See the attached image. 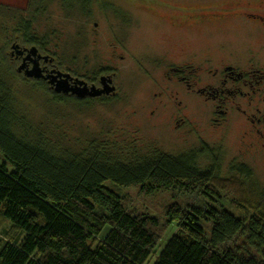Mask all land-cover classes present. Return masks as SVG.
Wrapping results in <instances>:
<instances>
[{"label": "trees", "instance_id": "1", "mask_svg": "<svg viewBox=\"0 0 264 264\" xmlns=\"http://www.w3.org/2000/svg\"><path fill=\"white\" fill-rule=\"evenodd\" d=\"M37 1L47 0H31L26 8L31 17L19 19L14 40L41 45L42 39L29 36L37 33V13L46 12L45 5L30 11ZM88 1L63 0V9L83 10ZM1 56L0 264H264V193L251 179L240 174L222 178L216 169L199 168L194 153L179 156L152 145L143 149L102 133L70 139L53 134L49 106L96 100L59 95L43 80L24 75L19 84H30L48 102L40 113L51 123L35 122L22 111L19 93L7 77L17 74ZM114 186H139L147 193L206 189L209 197L217 189V196L218 191L231 194L233 205L244 213L238 216L206 201L171 205L165 214L177 231L152 257L162 235L155 231L157 218L131 212Z\"/></svg>", "mask_w": 264, "mask_h": 264}, {"label": "rangeland", "instance_id": "2", "mask_svg": "<svg viewBox=\"0 0 264 264\" xmlns=\"http://www.w3.org/2000/svg\"><path fill=\"white\" fill-rule=\"evenodd\" d=\"M118 1L122 0H89L83 10L77 6L64 10L63 0H47L44 3L37 1L31 4L32 13L41 5H45L46 12L37 13V33L29 36L42 39L41 48L56 57L54 63L57 67L62 71L76 73L83 79L98 77L97 84L100 83L99 74L115 72L119 88L118 94L107 99H95L96 101L87 104L57 105L60 110L57 118V107L49 106L51 115L55 117L51 133L57 131L65 139L74 135L85 138L89 132L102 133L109 134L120 142L124 140V144L137 142L143 149L152 145L179 156L194 153V162L199 168H211L213 173L216 169V175L222 178L231 177L232 174L243 175V178L251 179L257 184L260 194L264 193L263 151L254 154L243 150L240 145L241 124L232 122L225 127L215 125L209 118L210 115L206 114V109L201 106V100L188 101L183 111L178 100L174 101L169 97V85L163 79L162 72L148 69V64L143 63L145 57L146 63H153V55H157L154 51L159 50L156 47L157 33L147 28L149 26H137L141 20L146 25H152L151 14L142 10L136 13V9L135 13H127L117 4ZM30 3L31 0H0V6L7 7L3 10L0 8V56L8 58L11 69L17 74L14 75L15 78L7 77L19 93L22 111H28L35 122L51 123L50 117L40 113L42 109L44 112L47 110L45 102H48H44L40 91L31 89L30 84H19L25 78L22 72H16L22 63L17 61L18 64H13L10 59V52L14 50L11 42L16 36L14 29L20 18L24 21V18L31 17L30 13H26ZM140 4L142 2L136 3V6ZM133 5L135 6L134 3ZM115 7L119 9L121 18L115 16ZM95 22L98 24L94 25ZM190 35H186L192 39L189 44H194L189 46V52L197 51L201 54V51L206 53L211 48L218 53L230 48H236L240 52L244 47L226 33L222 34L228 39V43H224L225 47H220L221 41L212 46L201 45L204 48L200 50L199 33L197 36ZM158 54L160 55L159 51ZM106 84L112 85L110 82ZM181 117L185 122L180 124L177 120ZM49 123L46 124L50 125ZM239 168H246L248 172ZM113 188L131 212L157 218L159 225L155 227V231L162 235L152 257L161 252L172 233L177 231L176 223L169 225L165 214V209L171 205L194 206L206 201L213 202L220 208H229L238 216L244 213L233 205L231 194L224 197V193L220 195L218 191L217 196V189L209 197L203 193L206 189L188 191L159 188L147 193L139 186ZM4 226L10 229L7 223Z\"/></svg>", "mask_w": 264, "mask_h": 264}, {"label": "flooded vegetation", "instance_id": "3", "mask_svg": "<svg viewBox=\"0 0 264 264\" xmlns=\"http://www.w3.org/2000/svg\"><path fill=\"white\" fill-rule=\"evenodd\" d=\"M118 2L120 8L127 13H135L136 9V13L142 10L151 14L152 25H146L141 20L137 26H149L147 28L157 33L156 47L159 48L160 55L158 51H154L157 54L153 55L154 62L146 63L145 57L143 63L148 64V69H158L162 72L163 79L167 80L169 85V97L174 101L178 100L177 103L183 107V111L188 101L201 100V106L217 126L225 127L232 122H239L242 128L240 145L243 150L254 154L263 151L264 154V0ZM140 2L142 4L136 6V3ZM102 10L105 11L103 8ZM115 16L121 18V13L116 7ZM97 24L98 22H95L94 25ZM198 33L200 50L206 45L212 46L221 41L220 47H225L224 43H228V39L222 34L226 33L244 47L240 52L236 48L222 49L220 53L212 48L206 53L201 51V54L197 51L189 52L188 48L194 42L189 44L192 39L186 35L197 36ZM11 43V46L19 44V47L10 52L14 64H18L17 61L25 63L23 74L37 64L48 76V79H40L46 82L51 90L50 76L66 72L70 75L69 82L72 86L75 81L80 80L88 87L95 86L98 89L104 87L102 76H105L106 82L116 88L109 94L102 93L96 97L87 95L86 98L107 99L119 92L115 72L99 74L100 83L97 84L98 77L83 79L84 77L76 73L62 71L54 63L56 57L45 52L40 45L19 39ZM32 46L37 48L35 53L28 50ZM19 50H22L21 54L18 53ZM177 122L184 123L185 119L181 117Z\"/></svg>", "mask_w": 264, "mask_h": 264}, {"label": "water", "instance_id": "4", "mask_svg": "<svg viewBox=\"0 0 264 264\" xmlns=\"http://www.w3.org/2000/svg\"><path fill=\"white\" fill-rule=\"evenodd\" d=\"M17 47H19V44L13 45V49L15 50ZM29 52L35 53L37 51L36 46H32L28 48ZM18 53H22V50H19ZM25 63L23 62L20 64L17 69L19 72H22L24 70ZM25 76L27 78H35L40 79L42 77H45L43 75L42 68H39L37 64H34L30 69L26 70ZM51 79H49V83L51 85V88L55 90L57 93L61 94H73L76 95L79 98H85L87 95L96 97L102 93L109 94L111 92H114L116 88L113 85H107L106 80L107 77L102 76V84L104 87L101 88H95V86L88 87L87 84H85L83 81L77 80L75 81V85H70L69 78L70 75L66 72H58L57 75H51ZM45 78L48 79V76ZM111 81V80H110Z\"/></svg>", "mask_w": 264, "mask_h": 264}, {"label": "bare ground", "instance_id": "5", "mask_svg": "<svg viewBox=\"0 0 264 264\" xmlns=\"http://www.w3.org/2000/svg\"><path fill=\"white\" fill-rule=\"evenodd\" d=\"M13 47V46H12ZM13 49V48H12ZM25 75V74H24Z\"/></svg>", "mask_w": 264, "mask_h": 264}]
</instances>
